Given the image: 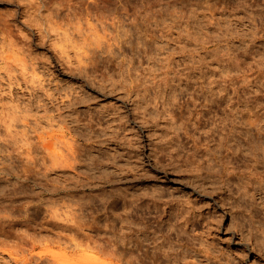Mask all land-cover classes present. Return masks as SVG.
<instances>
[{"label":"rangeland","instance_id":"obj_1","mask_svg":"<svg viewBox=\"0 0 264 264\" xmlns=\"http://www.w3.org/2000/svg\"><path fill=\"white\" fill-rule=\"evenodd\" d=\"M66 1L0 0V264H264V185L240 211L219 161L264 131V0Z\"/></svg>","mask_w":264,"mask_h":264},{"label":"bare ground","instance_id":"obj_2","mask_svg":"<svg viewBox=\"0 0 264 264\" xmlns=\"http://www.w3.org/2000/svg\"><path fill=\"white\" fill-rule=\"evenodd\" d=\"M40 2L42 4H47L48 2H50V0H40ZM158 0H154V1H151V2H147L144 4V10L146 12V14L148 15H152L153 12H155V10L157 9L156 8V4H157ZM59 5H61V2L57 3ZM66 6L68 7H74L73 6V2H70V0H67L66 1ZM155 5V6H154ZM110 9V0H86V4H85V13L86 14H93L95 15L96 19L99 20V22H101V24L104 22L101 18L103 17H106L107 16V13L106 11H108ZM156 13V12H155ZM154 13V14H155ZM225 85V84H224ZM230 86V85H229ZM233 86V85H232ZM231 86V88H232ZM227 88V87H226ZM225 89V88H224ZM236 89V88H235ZM229 90V89H228ZM221 91V90H220ZM231 91V90H230ZM237 91V89H236ZM224 92V91H223ZM232 92V91H231ZM235 92V90H234ZM232 94V93H231ZM236 94V93H235ZM190 95V94H189ZM216 95V94H215ZM227 96L229 95L226 94ZM218 96V95H217ZM231 96V95H230ZM234 96V95H232ZM236 96V95H235ZM191 97V96H190ZM211 97V95H210ZM214 97V96H213ZM222 97V96H221ZM217 98V97H216ZM223 98V97H222ZM221 98V99H222ZM198 99V98H197ZM205 99V98H203ZM208 99V98H207ZM210 99V98H209ZM235 99V97H234ZM245 99V98H244ZM253 99V97H252ZM214 100V99H213ZM225 100V99H224ZM251 100V99H250ZM254 100V99H253ZM193 101V99H192ZM197 101V100H196ZM212 101V99L210 100ZM247 101V100H246ZM195 102V101H194ZM199 103H201V101H199ZM251 103V102H250ZM195 104V103H194ZM197 104V102H196ZM253 104V103H252ZM199 106V104L197 105V107ZM204 106V105H203ZM200 107V106H199ZM237 107V106H236ZM238 110V109H237ZM200 113V112H199ZM201 114V113H200ZM235 114V113H234ZM238 114V113H237ZM243 118V116H242ZM248 118V117H247ZM246 118V119H247ZM232 119V118H231ZM237 119V118H236ZM241 119V118H240ZM239 119V120H240ZM249 119V118H248ZM243 121V120H242ZM257 121V120H256ZM232 122V121H231ZM246 122V120H245ZM251 122V119L249 122H247V124L249 123V125H245L244 126V130L242 132H239V130L236 132L235 130V133H234V128H233V124L230 125L232 126L229 127L227 129H225V132H224V142L226 143V151L224 152V157H220L219 158V161L222 165V171H221V174H220V179L222 181V183L225 185L227 184V187L229 188L230 186V180L232 179L233 176H236V177H245L247 178L246 180L244 181H241V182H238V187L235 191L236 193V197H237V200H238V204L236 207H242L240 208L239 210H249V207H251L249 205V203H251V199H252V194H256V190L257 189H260V187L262 185H264V168L262 170H259L258 169V164L260 163L263 164V167H264V159L262 158H255L254 159V162L255 163H252V165L250 167L248 166H243L241 164V154L240 152L238 151L240 145L242 144V141H249L248 143L252 145V147L250 148L251 152L255 150V148L253 147L254 143L256 140V137L258 138V134L256 135L255 137V133L253 130H255L256 128V132L258 133V131H260V128H258L254 122H251L252 124H254L255 126H252L250 124ZM258 122V121H257ZM235 123L236 120H235ZM239 123H242V122H239ZM243 124V123H242ZM217 126V125H215ZM241 126V125H239ZM243 126V125H242ZM259 126V124H258ZM254 127H256L255 129H253ZM226 128V127H225ZM239 129V128H238ZM263 129V128H262ZM241 130V129H240ZM212 131V130H211ZM214 131V130H213ZM253 131V132H252ZM263 131V130H262ZM262 131H260L262 133ZM222 132V131H221ZM243 133V134H241ZM264 133V131H263ZM215 131L214 133H210L208 132V137H210L211 139L215 138ZM261 135V134H260ZM221 136H222V133H221ZM217 138H218V134H217ZM216 138V139H217ZM194 139V138H193ZM209 139V138H208ZM210 139V140H211ZM194 142V140H193ZM196 142V141H195ZM205 142H208L207 140ZM210 142V141H209ZM199 144V143H198ZM196 146V144H193ZM204 145V144H203ZM198 146V145H197ZM47 148L51 147V144L50 145H47L46 146ZM72 147V145H71ZM194 146H192L193 148ZM201 147V146H200ZM206 147L205 150H210V145L209 144H206L204 145V148ZM73 148V147H72ZM72 148H68L69 150L72 149ZM196 148V147H195ZM194 148V149H195ZM191 150V149H190ZM196 151V150H195ZM194 151V153H195ZM191 152V151H190ZM72 153H75V151L71 152ZM192 153V152H191ZM254 154V156H256V154L254 152H252ZM240 154V155H239ZM51 155H53L54 157H56V152H54V150L51 151ZM218 156H216L217 158ZM72 158L75 160L77 158V155L76 154H72ZM255 180L257 181V184L258 186H251L250 182L251 180ZM254 184V183H253ZM250 185V186H249ZM155 190V188H154ZM258 194V193H257ZM130 196H133L134 193L131 191L129 193ZM264 195V194H263ZM131 202H133V199H131ZM234 206V205H232ZM258 206H260V210L261 212L263 213V216H262V219H258L257 223L254 224V222L252 224V226H254V231H252V235H253V240H255V244L258 246V247H264V197L262 198H259V201H258ZM252 208V207H251ZM193 210V209H192ZM251 210V209H250ZM199 215V212L198 213H195L194 211V214L191 212H189L187 209H182L180 213H178L176 216H175V219H174V222L173 224L176 225L177 222L181 223V224H186L187 222L191 223L192 219L195 218L197 219L198 221L202 222V216L198 217ZM252 215V214H251ZM251 221V220H250ZM252 222V221H251ZM172 224V225H173ZM251 224V223H250ZM251 226V227H252ZM250 227V228H251ZM240 229V228H239ZM250 231V230H249ZM243 232V231H242ZM245 232V231H244ZM243 232V233H244ZM251 235V234H250ZM251 235V236H252ZM141 234L138 235V237H140ZM247 238L249 237V235H247ZM133 237L134 235H130L129 236V242L133 241ZM144 238H140V241H142ZM243 244V247L244 249L247 251V250H250V244L246 243V242H242ZM257 247V249H258ZM129 253L131 255L134 254V249L132 247L129 248ZM264 253V252H263ZM209 254H212V252L210 251ZM223 255V256H222ZM222 255H219V254H212V258H215L217 260V262H220V263H224L223 261H221L222 259L225 260V262H229V257L226 256L225 254H222ZM263 255V254H262ZM205 258L209 259L208 256H205ZM185 264H189L188 262H186ZM193 264H200V262H197L194 261Z\"/></svg>","mask_w":264,"mask_h":264}]
</instances>
